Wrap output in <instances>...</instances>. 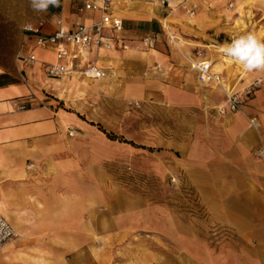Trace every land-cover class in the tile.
Segmentation results:
<instances>
[{
	"label": "crops",
	"instance_id": "obj_1",
	"mask_svg": "<svg viewBox=\"0 0 264 264\" xmlns=\"http://www.w3.org/2000/svg\"><path fill=\"white\" fill-rule=\"evenodd\" d=\"M181 1L166 0L167 5H162L160 0H111V13L123 22V29L108 40L111 48L81 51L74 72L49 76L41 63L54 61L53 48L36 46L34 35L25 33L24 25L42 21L41 33L48 35L56 29L57 19L71 29L75 20L98 21L101 11L79 13L82 0H60L59 7L36 13L28 0H0V215L15 231L0 248V264H72L74 258L66 255L67 249L82 247L77 235L83 226L90 233L97 230L94 170L104 158L97 148V141L104 137L67 101L79 96L85 82L105 80L88 79L80 67L92 63L108 73L111 67H120L119 60L131 63L138 49L135 44L148 37L152 45L165 24L170 23L179 34L178 23L185 21L202 34L193 41L204 45L208 39L218 41L212 36L224 26L207 1L189 0L197 6L190 19L183 17L181 9L169 13V7ZM237 22L245 24L242 12ZM259 22L256 36L264 40V19ZM30 53L36 62L24 63L19 58ZM143 53L139 56L145 59L160 52ZM206 56L213 78L226 79L224 90L229 95L236 80L240 81L236 73L243 68L212 49ZM143 64L146 61L139 66ZM252 73L250 83L256 85L243 113L219 116L218 128L207 129L206 138L194 141L190 150L175 148L210 214L255 246L264 247V71ZM180 78L172 81L177 91L167 88L161 96L170 100L182 96Z\"/></svg>",
	"mask_w": 264,
	"mask_h": 264
},
{
	"label": "rangeland",
	"instance_id": "obj_2",
	"mask_svg": "<svg viewBox=\"0 0 264 264\" xmlns=\"http://www.w3.org/2000/svg\"><path fill=\"white\" fill-rule=\"evenodd\" d=\"M160 1L167 5L166 0ZM204 1L224 26L212 36L218 41L208 39V45L193 41L202 34L185 21L178 23L179 34L165 24L152 45L148 37L135 44L138 49L131 63L119 60L120 67H111L99 77L104 81L85 82L79 96L67 101L104 137L97 141L104 158L93 169L97 230L90 233L83 226L77 235L82 247L67 249L72 264H264V247L255 246L210 214L197 184L186 176L185 163L177 159L181 154L175 147L190 150L194 141L201 143L207 129L218 128L219 116L243 113L256 85L250 83L252 72H237L240 81L231 93L238 96L239 104L231 109L224 90L225 70L224 79L200 82L190 63L206 59L211 49L225 56L217 51L219 46L230 43L239 31L256 35L259 20L264 19V0ZM196 8L182 0L169 7V13L181 9L183 17L190 19ZM239 12L244 25L237 22ZM150 49L160 53L140 58ZM143 60L146 64L139 66ZM175 76L181 77L182 96L170 100L161 93L167 88L177 91L172 83ZM127 79L129 84L124 82Z\"/></svg>",
	"mask_w": 264,
	"mask_h": 264
},
{
	"label": "built area",
	"instance_id": "obj_3",
	"mask_svg": "<svg viewBox=\"0 0 264 264\" xmlns=\"http://www.w3.org/2000/svg\"><path fill=\"white\" fill-rule=\"evenodd\" d=\"M110 2L111 0H82L81 4L77 7L79 13L87 10H100L101 16L98 21L92 23L75 20L71 29H67L61 19H57L56 29L48 35L41 33L42 21L36 24L24 25V32L34 35L36 46L53 48L54 61L41 63L49 76H62L74 72L77 68L76 65L81 51L87 50L90 47L111 48V43L108 40L116 32H120L123 29V22L120 17L111 13ZM105 30H108V32L105 33ZM19 58L24 63H34L37 61L35 55L31 53L20 55ZM190 65L197 73V78L200 82L214 80L210 69L211 62L207 59L198 58L192 60ZM80 71L84 76L89 78H99L106 74L104 69L92 63L80 67ZM228 102L231 109H236L239 104L238 96L235 93H230L228 95ZM14 235V229L0 215V248Z\"/></svg>",
	"mask_w": 264,
	"mask_h": 264
},
{
	"label": "clouds",
	"instance_id": "obj_4",
	"mask_svg": "<svg viewBox=\"0 0 264 264\" xmlns=\"http://www.w3.org/2000/svg\"><path fill=\"white\" fill-rule=\"evenodd\" d=\"M28 2L36 13H45L50 6H60V0H28ZM219 47L226 57L239 64L245 71H264V40L259 39L254 33L238 35L230 43L225 42Z\"/></svg>",
	"mask_w": 264,
	"mask_h": 264
}]
</instances>
